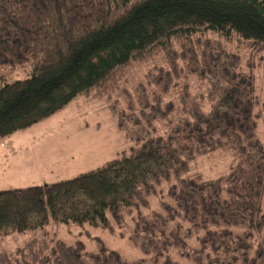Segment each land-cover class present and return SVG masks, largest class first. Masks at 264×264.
<instances>
[{
    "label": "trees",
    "instance_id": "1",
    "mask_svg": "<svg viewBox=\"0 0 264 264\" xmlns=\"http://www.w3.org/2000/svg\"><path fill=\"white\" fill-rule=\"evenodd\" d=\"M233 39L264 48V0H0V67L32 64L23 79L1 83L0 73V138L126 80L131 64H154L124 107L115 99L136 143L128 152L47 186L0 189V236L50 219L107 225L126 211L145 256L42 236L0 253V264H264V146L254 77L224 44ZM159 119L167 135L156 133ZM217 150L231 153L229 172L186 175ZM163 182L161 210L145 214Z\"/></svg>",
    "mask_w": 264,
    "mask_h": 264
},
{
    "label": "rangeland",
    "instance_id": "2",
    "mask_svg": "<svg viewBox=\"0 0 264 264\" xmlns=\"http://www.w3.org/2000/svg\"><path fill=\"white\" fill-rule=\"evenodd\" d=\"M217 34L214 31L209 33L211 38ZM224 44L242 56L243 69L254 77L255 132L264 146V48L239 43L236 39L224 41ZM157 63L161 61L157 60ZM153 65V60L131 64L127 68L126 80L121 78L117 83L114 80L107 85L108 89H93L89 94L79 95L54 115L0 138V189L26 188L35 184L47 186L96 170L123 152H128L136 143L119 128L115 99L119 100L116 101L119 107H124L126 94L134 95L135 87L145 81V74ZM31 69V62L5 64L0 67L3 77L0 81L26 78L32 74ZM204 106L209 107L206 102ZM154 124L157 134L167 135V121L159 119ZM231 162L229 150L199 155L190 162L186 175L199 172L204 178H216L229 172ZM167 187L166 182L157 186V192L150 196L148 207L143 208L145 214L161 210L160 204L166 198ZM108 219L107 225L50 219L42 228L0 236V253H15L33 238L44 236L70 244L81 240L87 251L99 250L101 240L108 249L119 251L126 260L144 257L142 250L131 239L132 215L125 211L120 222L111 215Z\"/></svg>",
    "mask_w": 264,
    "mask_h": 264
}]
</instances>
